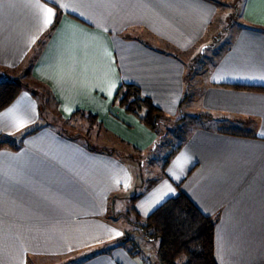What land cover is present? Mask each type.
<instances>
[{
  "label": "crops",
  "instance_id": "0c3cea01",
  "mask_svg": "<svg viewBox=\"0 0 264 264\" xmlns=\"http://www.w3.org/2000/svg\"><path fill=\"white\" fill-rule=\"evenodd\" d=\"M237 3L214 29L218 0H0V81L37 82L54 120L96 116L88 141L45 122L34 89L0 112L14 144L0 148V264H159L131 217L179 191L216 220L217 264H264V90L234 86L264 88V0ZM125 83L194 121L138 193L141 162L126 152H155L158 134L116 101ZM126 237L155 254L132 255Z\"/></svg>",
  "mask_w": 264,
  "mask_h": 264
},
{
  "label": "trees",
  "instance_id": "16d2710c",
  "mask_svg": "<svg viewBox=\"0 0 264 264\" xmlns=\"http://www.w3.org/2000/svg\"><path fill=\"white\" fill-rule=\"evenodd\" d=\"M56 25L57 21L49 32ZM234 86L264 90V88L254 86ZM24 89L30 90V87L23 84L19 79L0 81V112L10 106ZM33 94L36 93L33 91ZM115 99L125 110L136 115L146 126L157 132L158 141L154 147L161 144L164 137L162 124L171 120L172 117H168L160 107L154 104L151 98L143 95L140 87L135 84H123L116 93ZM77 114L84 115L85 112L77 110L74 115ZM87 116L90 123L95 122V115L88 113ZM63 122L68 123L69 121ZM41 127L43 125H34L26 130L24 134L36 132ZM222 131L247 135L245 131L238 129H225ZM61 132L68 136L73 135L66 126L64 128V125L61 126ZM183 141L177 144L165 158L162 164L163 171L167 168L173 156L182 148ZM5 146H14L12 138L0 135V148ZM138 151L141 150L138 149ZM135 216V224L141 229L143 235L149 240L158 241L159 264H180L179 260L182 257L185 260L181 264H217L215 258L216 220L204 214L183 191H179L177 195L168 198L148 216L143 218L137 212ZM123 241L131 245L129 252L132 255L142 254L134 241L130 239H124Z\"/></svg>",
  "mask_w": 264,
  "mask_h": 264
},
{
  "label": "rangeland",
  "instance_id": "374dc122",
  "mask_svg": "<svg viewBox=\"0 0 264 264\" xmlns=\"http://www.w3.org/2000/svg\"><path fill=\"white\" fill-rule=\"evenodd\" d=\"M237 2H238V0H218L219 12H218L217 19L221 23L217 22L215 24L214 29L216 27H220L221 25H223V20L228 21L229 19L233 20L235 17H238V10H237L238 3ZM13 76H14V80L19 79L23 84H27L30 87V90L34 89L35 91L41 93L42 96H46V99L42 105V107H43L42 109H43V113H44L43 115L46 118L45 122L55 123L59 129L61 128L62 125H64V128L66 126V128H68L70 130V133L73 134L75 137H78V138L84 137L83 139L86 138L89 141V139H90L89 135L91 132H93V129H94L93 124H90L86 120L81 119V116H79V118H77L74 122H71V123L70 122L64 123L61 120L60 121L54 120V117L57 119V117L55 115L56 114L55 113L56 112L55 106L50 101L49 97L46 94V92H48V91L43 90V89H37L36 88V87H38L37 82H34L32 79L24 76V73L19 75L20 78L18 76L16 78L15 74ZM180 115H181V113H180ZM189 117H191V116H189ZM193 124H194V121L191 118L186 122H181V121H177L174 119H171L169 121H165L163 123V126L165 127V129L163 130L164 137H163V140L161 141V144H159V147L155 152L154 151L153 152H149V151L147 152L146 151L143 153H139V152H136L134 150L126 152V154H129V155L131 154L133 157H135L138 161L141 162V166H140V173L141 174H140V176H142V177L140 178V180H142V183L137 185V187H136L137 193L143 191L142 185H145V184L148 185L149 183H151V181L156 179L157 176L162 173V171H163L162 164H163L165 158L168 156V154L174 149V147L177 144H179L181 141H183L184 135L186 138L190 129L193 127L192 126ZM93 141L94 140H91L90 143L95 145V143ZM160 149H161V151H160ZM152 158H153V160H152ZM135 218H136V216L133 213V216L131 217L132 221ZM139 231L141 232V229ZM124 239L129 240L128 237H126ZM130 240L134 241L131 238H130ZM139 242L140 243L142 242L141 244L137 243V246L139 244V246L142 247V249L140 250V252L142 254L146 253L149 257H152L155 254L153 251V247H149V248L147 247V244H149V242H151V241H149V242L146 240L142 241V239L139 237ZM149 245H151V244H149ZM155 245H157V243ZM140 247H139V249H140ZM184 260H185V258L182 257V259L179 260V263L180 264L183 263ZM46 262H48V260L42 259L39 263L37 260L34 261L35 264H45Z\"/></svg>",
  "mask_w": 264,
  "mask_h": 264
},
{
  "label": "snow or ice",
  "instance_id": "6c2138e0",
  "mask_svg": "<svg viewBox=\"0 0 264 264\" xmlns=\"http://www.w3.org/2000/svg\"><path fill=\"white\" fill-rule=\"evenodd\" d=\"M44 11V25L48 26L53 22V17H54V12L51 8H46L43 10ZM177 166L181 167L182 166V161L178 160L177 161ZM117 183H119V181H117ZM117 236L120 235V233H116Z\"/></svg>",
  "mask_w": 264,
  "mask_h": 264
}]
</instances>
